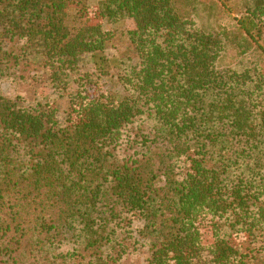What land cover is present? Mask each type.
<instances>
[{
  "label": "trees",
  "instance_id": "obj_1",
  "mask_svg": "<svg viewBox=\"0 0 264 264\" xmlns=\"http://www.w3.org/2000/svg\"><path fill=\"white\" fill-rule=\"evenodd\" d=\"M204 1L0 0V80L69 100L62 126L51 101L0 96V264H139L141 242L143 264H264V71L218 67L264 54V0L234 30L198 25ZM122 19L135 63L104 56Z\"/></svg>",
  "mask_w": 264,
  "mask_h": 264
},
{
  "label": "rangeland",
  "instance_id": "obj_2",
  "mask_svg": "<svg viewBox=\"0 0 264 264\" xmlns=\"http://www.w3.org/2000/svg\"><path fill=\"white\" fill-rule=\"evenodd\" d=\"M104 0H89V4L93 7L97 3ZM244 0H205L204 4L198 5V10L193 14V19L196 20L198 25L206 29L218 26L219 24L226 25L229 29L234 30L237 18L241 16L244 11ZM214 4V6H212ZM188 11L191 10L188 8ZM76 11L72 10L69 14V22L76 21ZM135 29L134 21L131 19H122L116 22L105 21L104 30L110 33L113 38L109 42L107 49L104 52V56L108 61H138L133 52L132 46L129 43L128 33ZM130 64L131 62H125ZM220 69L226 67H234L236 69L258 68L264 71V54L259 50L241 57H237L234 51L230 50L222 57L218 64ZM112 73H116V69H111ZM97 66L92 55H84L79 62V74L93 73L98 75ZM102 85V91L105 94L114 93L119 96H124L127 91L124 89L118 78L111 76H104L99 78ZM77 86L72 85L70 93L75 92ZM0 96H7L9 98L18 99L22 103H33L38 101H51L54 106L58 108L57 117L62 126L65 125L66 111L69 109V100L64 98L60 99L58 95L53 94L48 87H38L34 89L27 83L19 82L12 76H7L0 80ZM141 123L144 125L142 126ZM141 125L145 132H152L155 127V123L151 119H146L137 124ZM144 224L140 221L133 223V229L136 236L139 237V231L143 228ZM141 242L136 252L131 256V262L143 264L146 262L149 253V247L147 244ZM69 247V246H67Z\"/></svg>",
  "mask_w": 264,
  "mask_h": 264
}]
</instances>
